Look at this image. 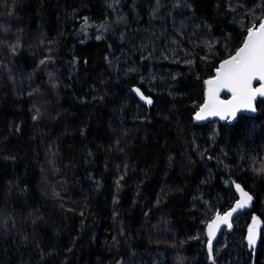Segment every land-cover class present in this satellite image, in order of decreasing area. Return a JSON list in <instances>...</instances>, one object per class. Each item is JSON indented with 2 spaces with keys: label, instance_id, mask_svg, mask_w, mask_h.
Here are the masks:
<instances>
[{
  "label": "trees",
  "instance_id": "trees-1",
  "mask_svg": "<svg viewBox=\"0 0 264 264\" xmlns=\"http://www.w3.org/2000/svg\"><path fill=\"white\" fill-rule=\"evenodd\" d=\"M262 17L264 0H0V264H252L251 216L264 264V98L194 123ZM237 184L252 209L210 260Z\"/></svg>",
  "mask_w": 264,
  "mask_h": 264
},
{
  "label": "snow or ice",
  "instance_id": "snow-or-ice-1",
  "mask_svg": "<svg viewBox=\"0 0 264 264\" xmlns=\"http://www.w3.org/2000/svg\"><path fill=\"white\" fill-rule=\"evenodd\" d=\"M87 22H85V27ZM83 30V29H82ZM101 37H97L100 39ZM43 64L44 61H41ZM259 80V87H252L253 81ZM205 85L207 90L205 93L206 100L200 112L207 111L212 115L235 114L237 108L243 107L250 111H255L252 102L257 96L264 97V17L259 19L258 27L253 25L247 28V37L244 40L243 47L239 48L235 55L230 59L225 60L217 69V76L214 79L206 80ZM55 87V85H53ZM141 100H145L148 104L152 101L143 96L138 89H134ZM221 91H227L232 94L230 100H220ZM33 116V120L37 119ZM197 118H203L200 113H197ZM236 190L241 193V199L238 201V207H246L252 200V197L243 191L240 185H236ZM235 211V209H233ZM231 212L220 216L217 220L212 221L208 225L209 229V259H212L211 237L215 234L219 223H227ZM255 220V217L253 218ZM215 226V227H214ZM256 242L255 230L249 229L248 244L253 246Z\"/></svg>",
  "mask_w": 264,
  "mask_h": 264
},
{
  "label": "water",
  "instance_id": "water-1",
  "mask_svg": "<svg viewBox=\"0 0 264 264\" xmlns=\"http://www.w3.org/2000/svg\"><path fill=\"white\" fill-rule=\"evenodd\" d=\"M247 37V35H246ZM245 37V39H246ZM244 39V40H245ZM243 44H244V41L243 43L241 44V47H243ZM238 48V49H239ZM237 49V50H238ZM236 50V52H237ZM235 52V53H236ZM235 53L233 55H235ZM232 55V56H233ZM232 56L222 60L217 68L215 69L214 71V77L211 78V79H214L216 78L217 76V69L220 67V65L225 61V60H228L230 59ZM257 83H261V81L259 80H254L253 81V84H252V87L254 88V85L257 84ZM134 89H138L140 91L141 94H143V96H145V94L142 92V90L140 88H138L137 86H133L131 87L130 91L132 93V95L139 101V102H145V100H141L140 96L137 95V92L134 91ZM226 95L227 97L226 98H222L223 95ZM146 97V96H145ZM232 98V94L230 92H227V91H221L220 92V95H219V99L220 100H230ZM259 98V96H257V98L252 102V106L255 108V111H250L246 108H243V107H240V108H237L236 111H235V114H229V113H225L223 114V118H221V115H212L210 113H208L207 111L201 113L200 110L201 108L204 106L205 104V100H206V96L203 100V103L200 105V107L198 108L195 116H194V123L195 124H198V125H201V124H205L209 121H217L219 123H228V124H233L236 122L237 118L240 116V115H243V116H248V117H254L256 115V107H255V104H256V101L257 99ZM197 113H200L201 116L203 118L201 119H198L197 118ZM236 186V185H235ZM234 186V194L236 196V200L235 202L233 203V205L227 209L225 212L223 213H220V212H216L214 214V216L210 219V221L207 222L206 226H205V231H206V235L208 237V241L206 243V246L209 248V229H208V225L210 223H212V221L214 220H217V217H218V214L220 216H223L224 214L228 213V212H231L232 215L230 217H228V222L227 223H219V227L216 228L215 230V234L211 237V249L213 248V246L215 245V243L217 242V240L219 239L220 235L224 232V231H227V232H231L232 231V227H233V223L235 222V220L240 216V215H244L248 212L251 211L252 209V206H253V202H254V197L251 193H249L248 191L244 190V188L240 185L241 189L245 192H247L251 197H252V200L248 203V205L246 207H238V201H240L241 199V193L238 192L236 190V187ZM233 209H235V211H233ZM215 227V226H214ZM255 230V235H256V242L253 246H251V249H252V264H254V261H255V254H256V251L259 247V244H260V235H261V231H260V228L259 227H254L253 228Z\"/></svg>",
  "mask_w": 264,
  "mask_h": 264
},
{
  "label": "rangeland",
  "instance_id": "rangeland-1",
  "mask_svg": "<svg viewBox=\"0 0 264 264\" xmlns=\"http://www.w3.org/2000/svg\"><path fill=\"white\" fill-rule=\"evenodd\" d=\"M256 26L258 27V25H256ZM92 27H93V24H92V23H89V22H87V26H86V27H85V25H84L82 32L84 33L85 36L88 34L89 29L92 28ZM260 84H261V83H257V84H255V85H254V88H255V87H259ZM206 90H207V86H206ZM259 97H261V96H259ZM263 98H264V97H263ZM254 217H255V216H251V218H250L251 222H250L249 227H248L247 240H248V237H249V229H250V228H254V227H259V228H261V225H260L259 220H258L256 217H255V220H254V219H253Z\"/></svg>",
  "mask_w": 264,
  "mask_h": 264
},
{
  "label": "bare ground",
  "instance_id": "bare-ground-1",
  "mask_svg": "<svg viewBox=\"0 0 264 264\" xmlns=\"http://www.w3.org/2000/svg\"><path fill=\"white\" fill-rule=\"evenodd\" d=\"M122 21V20H121ZM124 22V21H123ZM101 23V22H100ZM122 23V22H121ZM93 24V23H92ZM144 25V24H143ZM98 29V28H97ZM93 33V32H92ZM93 39V38H92Z\"/></svg>",
  "mask_w": 264,
  "mask_h": 264
}]
</instances>
